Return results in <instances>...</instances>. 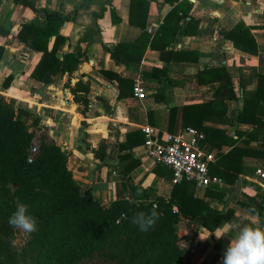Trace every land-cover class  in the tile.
Instances as JSON below:
<instances>
[{
    "label": "crops",
    "instance_id": "obj_1",
    "mask_svg": "<svg viewBox=\"0 0 264 264\" xmlns=\"http://www.w3.org/2000/svg\"><path fill=\"white\" fill-rule=\"evenodd\" d=\"M30 1L35 8L15 0H0V47L4 50L0 58V98L16 110L28 113V124L37 130L33 139L35 147L38 148L43 140L61 145L74 178L83 188L93 189L106 204L118 199L133 200V190L126 176L137 187L146 188L151 197H170L175 185L172 176L148 157L144 143L133 139L132 146L120 148V142H126L128 133L141 130L145 124L157 127L160 132L186 129L184 105L209 104L219 88V82L200 83L199 71L222 66L229 71L237 98L227 101L224 118L228 121H206L205 125L238 139L237 146L251 151L244 156L245 163L256 171L240 174L235 188L238 181L242 182V188L237 198L235 189L232 191L231 185L221 177L213 176L222 181L208 187L195 185V197L218 211L227 207L235 210L229 221L216 225L210 220L199 222L197 217L193 228L187 219L177 224L184 244L191 243L186 248V260L191 264H222L224 251L240 228L261 222L257 214L236 200L252 206L264 205V178L257 173L264 171V132L259 131L257 137L252 138L256 125L236 121L244 107L243 92H255L259 75H264V0H184L182 8L188 15L180 23L183 32L174 37L164 52L156 41L155 45H148L140 62L129 64L116 62L112 53L118 44L134 42L143 32L141 27L130 22L131 0ZM173 7L166 0H151L145 27L151 40ZM43 9L70 16L61 28L67 40L60 46L58 57L62 58L78 46L85 52L86 58L71 77V83L75 84L80 78L90 83L87 106L76 101L73 92L65 87L68 73L53 75V81L48 84L31 76L41 53L20 42L16 34L24 23H40ZM238 22L250 28L258 45L257 54L239 50L224 36V32ZM1 27L8 34H2ZM83 38L87 40L82 42ZM172 53L179 56L174 58ZM155 68H167V72L151 74ZM105 71L133 81L142 77L148 96L119 98L118 81L104 74ZM10 75L12 81L5 86L3 83ZM162 95L165 100L159 101L157 96ZM172 108H177V112L171 128ZM257 118L264 119V102ZM232 147L230 144L213 146L206 138L203 143L210 163L216 161L220 152H228ZM102 153L103 164L99 161ZM208 188L224 192V200L208 196ZM140 196L139 199L151 200L144 194ZM193 229L198 235L186 239Z\"/></svg>",
    "mask_w": 264,
    "mask_h": 264
},
{
    "label": "trees",
    "instance_id": "obj_2",
    "mask_svg": "<svg viewBox=\"0 0 264 264\" xmlns=\"http://www.w3.org/2000/svg\"><path fill=\"white\" fill-rule=\"evenodd\" d=\"M18 3L35 8L30 0H15ZM184 0H166L173 4L164 22L158 28L154 39L145 31L146 20L151 0H131L130 22L143 29L140 37L134 42L120 43L112 53L118 63L129 64L140 62L148 45H155L164 52L177 34H181V21L188 15L182 8ZM182 12L183 15L180 14ZM43 20L40 23H24L17 31L20 42L41 53L31 76L44 83H51L53 75L68 73L65 84L78 102L89 104L88 93L91 85L80 78L75 84L71 77L85 60V52L78 46L68 51L62 58L58 51L67 37L61 33L64 23L70 16L61 11L42 10ZM2 34L8 32L1 27ZM236 48L250 54H257L258 45L250 28L238 22L231 30L224 32ZM83 38L81 41H85ZM0 47V58L3 54ZM164 56V55H163ZM178 57V53H172ZM165 57V56H164ZM163 74L167 68H155ZM118 81L119 98L133 95V79L117 73L103 72ZM208 77V78H205ZM200 83L219 82L214 99L209 104L193 103L183 107V123L185 127H194L205 134L207 141L213 146L233 145L228 152H220L215 162L210 163V173L225 179L235 189L240 174H254L256 169L250 168L244 156L251 151L237 146L238 139L230 138L219 128L205 125L206 121H228L227 101L236 99L234 81L225 67H206L198 73ZM12 81L8 76L4 85ZM162 94L164 87L160 88ZM244 107L237 114L236 121L256 125L251 133L256 138L259 131L264 132V119L257 116L262 112L264 102V75H259V85L255 92H243ZM159 101L165 96H157ZM177 108L170 110V126L173 127ZM28 113L23 109L16 110L12 105L0 98V264H22L19 253L6 240L5 231L10 230L9 217L16 210L17 202L24 204L28 212L37 221L36 237L38 258L43 264H81L96 254L108 257L115 264H191L186 260V245L178 233L177 224L184 219L192 224L197 221L210 220L216 225L229 221L235 213L227 207L218 211L202 199L195 197V184L183 181L174 185L169 198L151 194L146 188L137 187L129 176L126 180L133 190V200L118 199L108 204L100 200L93 189L83 188L74 178L67 164V154L61 145L43 140L38 146V153L29 161L36 129L28 124ZM230 122H233L230 120ZM259 127V128H258ZM133 139L144 143L145 135L141 130L127 134L126 142H120V148L132 146ZM104 163V155L99 157ZM160 167L172 171L165 166ZM158 172L164 173L158 169ZM14 185L12 190L9 186ZM12 187V186H11ZM151 199H139L140 195ZM207 195L224 200V192L207 189ZM236 203L249 209L260 217L259 227L264 229V205H249L236 200ZM155 211L157 219L147 232L141 231L133 223V217L139 213L151 214ZM125 215L120 223L116 221ZM33 248V246H32Z\"/></svg>",
    "mask_w": 264,
    "mask_h": 264
},
{
    "label": "built area",
    "instance_id": "obj_3",
    "mask_svg": "<svg viewBox=\"0 0 264 264\" xmlns=\"http://www.w3.org/2000/svg\"><path fill=\"white\" fill-rule=\"evenodd\" d=\"M133 95L143 99L148 96L144 79L138 77L134 81ZM145 135L144 147L148 157L157 165L165 166L172 171L174 184L183 181L193 182L198 187H208L222 180L213 177L210 173V157L203 149L205 134L194 127H187L178 132H160L150 124L141 127ZM38 150L32 148L29 161L35 157ZM257 173L264 178V171ZM123 214L116 222L120 223Z\"/></svg>",
    "mask_w": 264,
    "mask_h": 264
},
{
    "label": "clouds",
    "instance_id": "obj_4",
    "mask_svg": "<svg viewBox=\"0 0 264 264\" xmlns=\"http://www.w3.org/2000/svg\"><path fill=\"white\" fill-rule=\"evenodd\" d=\"M157 218L155 211L151 214L139 212L133 217V223L137 224L141 231L147 232ZM9 224L24 233L37 230V221L29 214L24 204L17 205L9 217ZM222 264H264V229L251 225L240 228L225 249Z\"/></svg>",
    "mask_w": 264,
    "mask_h": 264
},
{
    "label": "rangeland",
    "instance_id": "obj_5",
    "mask_svg": "<svg viewBox=\"0 0 264 264\" xmlns=\"http://www.w3.org/2000/svg\"><path fill=\"white\" fill-rule=\"evenodd\" d=\"M37 153L38 150L33 153L34 156H36ZM13 186L12 184L9 187L15 190ZM17 203L21 204L20 202ZM5 234H7L5 236L6 240L19 253L22 264H43L38 258V249H34L36 246V237L33 232L24 233L10 225V230L5 231ZM81 264H115V262L108 257L96 254L92 258L81 262Z\"/></svg>",
    "mask_w": 264,
    "mask_h": 264
},
{
    "label": "water",
    "instance_id": "obj_6",
    "mask_svg": "<svg viewBox=\"0 0 264 264\" xmlns=\"http://www.w3.org/2000/svg\"><path fill=\"white\" fill-rule=\"evenodd\" d=\"M242 188V182L238 181L237 186L235 188V198H237L238 194L240 193ZM198 235V232L196 230H191L188 235L185 236L186 239H194Z\"/></svg>",
    "mask_w": 264,
    "mask_h": 264
}]
</instances>
